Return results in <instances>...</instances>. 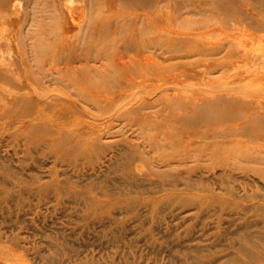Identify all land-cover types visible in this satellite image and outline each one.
<instances>
[{"label":"rangeland","instance_id":"1","mask_svg":"<svg viewBox=\"0 0 264 264\" xmlns=\"http://www.w3.org/2000/svg\"><path fill=\"white\" fill-rule=\"evenodd\" d=\"M21 5L19 21L0 19L17 39L0 42V264H264V77H237L235 55L253 29L212 17L218 40L188 15L178 30L195 24L205 46L161 51L172 72L108 110L106 66L84 92L54 90ZM257 35L249 48L264 53Z\"/></svg>","mask_w":264,"mask_h":264},{"label":"bare ground","instance_id":"2","mask_svg":"<svg viewBox=\"0 0 264 264\" xmlns=\"http://www.w3.org/2000/svg\"><path fill=\"white\" fill-rule=\"evenodd\" d=\"M181 2L179 6L180 3L175 0H0V19L7 17L11 22L19 21L18 6L20 5L21 8L23 6L21 4L25 3L30 5L32 7H30V17H32L29 20L31 19L35 27L32 28L33 33L28 32V34L35 39L36 43L33 42V47L37 48L38 43L37 45L41 44L43 48L45 46L50 49L46 56L50 66L44 67L43 72L49 79L58 81L59 87L56 86L53 89L72 93L84 92L93 85L94 76L98 75L100 67L106 66L108 72L105 73L113 74L117 79L108 86L107 93L99 98L105 102V109L111 110L117 107L116 109L127 110L125 105L129 98L126 100V97L131 88L143 85L145 80L159 79L165 69L172 72L169 67L158 62L157 58L161 51L173 48L176 42L181 40L187 44L199 45L210 36L195 34L191 29L195 25L192 22L190 26L187 25L181 29L183 26L179 25V22L188 15L201 16L194 22L207 31H214V34L211 33L213 36L218 32H215L217 24L211 28L208 24L211 22L210 18L218 16L220 17L218 20L225 24L224 30L237 29L238 25L235 22L245 24L243 26L245 28L246 25L251 27L253 30L248 31L243 37L246 43H253L258 37V32H264V0H217L213 6H208L202 0H182ZM162 4L169 7L165 16L161 15ZM180 7L186 9L184 13L181 12ZM51 8L57 13L49 12ZM24 16L25 14L23 18ZM232 18L234 21L231 20ZM50 22H56L58 25H51ZM162 22L166 26L161 27ZM212 22H214L213 19ZM215 22L218 23L216 20ZM179 26L181 30H178ZM235 29L233 30L237 31ZM222 33L220 36L226 32ZM162 34L167 35L165 40ZM218 35L215 37L219 40ZM202 36L205 38L203 39ZM15 39L16 35L12 32L0 34V42L7 47L11 48V41ZM207 39L211 41L213 38ZM105 41L107 43L101 45ZM227 42L229 43V40ZM242 45L241 48H243L234 54L236 53V60H244L246 63L243 62L245 64L243 69L238 71L236 76L239 78L264 77V53L251 51L250 45L248 47ZM229 47L231 49V46ZM202 49L201 47L199 51ZM44 50L47 49L44 48ZM234 54L232 52L227 55L232 59ZM223 57L227 56H222V60ZM229 58L225 61L227 64ZM185 68L180 67L176 73L187 78L189 73ZM3 73V61H0V76L4 75ZM133 95L132 93L129 96L132 98ZM254 108H250V114H256Z\"/></svg>","mask_w":264,"mask_h":264}]
</instances>
